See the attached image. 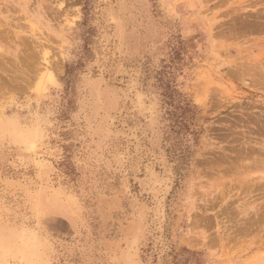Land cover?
<instances>
[{
	"label": "rangeland",
	"instance_id": "1",
	"mask_svg": "<svg viewBox=\"0 0 264 264\" xmlns=\"http://www.w3.org/2000/svg\"><path fill=\"white\" fill-rule=\"evenodd\" d=\"M0 264H264V0H0Z\"/></svg>",
	"mask_w": 264,
	"mask_h": 264
},
{
	"label": "trees",
	"instance_id": "2",
	"mask_svg": "<svg viewBox=\"0 0 264 264\" xmlns=\"http://www.w3.org/2000/svg\"><path fill=\"white\" fill-rule=\"evenodd\" d=\"M171 95H174V97H169L168 94L166 95V100L164 101L167 105H170L173 107L175 111H173L170 115L173 116L174 120V126L177 127V129L184 125V115L190 111V104L187 102V100L181 95L176 93L175 90H169ZM177 94V97L175 96ZM176 97V98H175ZM174 103V106H173ZM179 116V117H178ZM180 118V120H176Z\"/></svg>",
	"mask_w": 264,
	"mask_h": 264
},
{
	"label": "bare ground",
	"instance_id": "3",
	"mask_svg": "<svg viewBox=\"0 0 264 264\" xmlns=\"http://www.w3.org/2000/svg\"><path fill=\"white\" fill-rule=\"evenodd\" d=\"M48 8V7H47ZM50 8V7H49ZM48 8V9H49ZM7 35V34H6ZM33 42V41H32ZM11 45V44H10ZM34 48V47H33ZM31 54V53H30ZM13 66V65H12ZM29 67V66H28ZM14 73V72H13ZM23 75V74H22ZM251 153H253V152H251ZM236 166V165H235ZM240 166V165H239ZM241 167V166H240ZM229 169V168H228ZM243 169V168H242ZM244 170V169H243ZM239 173H241V171L239 172ZM245 175V174H244ZM239 176V175H238ZM244 178V177H243ZM239 182V181H238Z\"/></svg>",
	"mask_w": 264,
	"mask_h": 264
}]
</instances>
